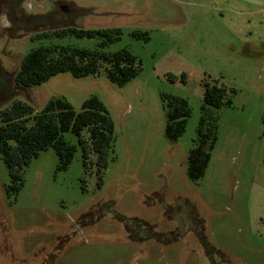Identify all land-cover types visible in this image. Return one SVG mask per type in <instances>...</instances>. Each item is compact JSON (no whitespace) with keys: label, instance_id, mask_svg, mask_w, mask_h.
<instances>
[{"label":"rangeland","instance_id":"1","mask_svg":"<svg viewBox=\"0 0 264 264\" xmlns=\"http://www.w3.org/2000/svg\"><path fill=\"white\" fill-rule=\"evenodd\" d=\"M25 5H56L60 15L0 40V108L19 99L40 110L62 97L78 111L96 95L113 131L100 173L93 154L85 171L76 136L65 132L76 145L68 166L58 168L50 146L24 166L23 186L10 195L0 154V264H264V0ZM68 27L120 28V38L101 49L127 48L138 73L119 85L100 64L84 76L61 71L18 85L20 60L38 45L98 46L97 37L56 35ZM204 80L226 87L222 106L203 99ZM165 94L185 98L190 109L175 141L165 134ZM198 129L210 157L194 181L187 155Z\"/></svg>","mask_w":264,"mask_h":264},{"label":"trees","instance_id":"2","mask_svg":"<svg viewBox=\"0 0 264 264\" xmlns=\"http://www.w3.org/2000/svg\"><path fill=\"white\" fill-rule=\"evenodd\" d=\"M120 28H62L56 35H74L78 38L97 37L98 46L94 49L74 45L41 44L30 49L20 60L14 80L21 86H32L48 80L52 75L69 71L80 77L95 73L104 64L108 78L121 85L134 77L140 69L139 61L130 50L121 48L105 52L101 48L120 38ZM135 38L147 40L146 33L131 32ZM45 34L44 37H48ZM101 64V65H100ZM172 80L173 76L168 77ZM203 99L213 107L224 103L226 87L222 84L203 81ZM166 99L165 134L177 140L184 130L190 114L188 102L176 95H164ZM84 131L87 135H84ZM113 120L96 95H91L81 103L76 111L71 103L62 97L49 99L40 110L24 101L16 99L0 108V154L5 163L10 183L7 194H13L23 186V168L40 151L53 147L58 157V168L65 169L76 150V145L64 138L65 132L76 136L82 151L85 171L89 169L88 159L94 155L97 173L107 165V156L112 139ZM197 144L187 155V175L197 181L203 173L210 157L209 149H204L207 134L198 129ZM212 143L209 144L211 148Z\"/></svg>","mask_w":264,"mask_h":264},{"label":"flooded vegetation","instance_id":"3","mask_svg":"<svg viewBox=\"0 0 264 264\" xmlns=\"http://www.w3.org/2000/svg\"><path fill=\"white\" fill-rule=\"evenodd\" d=\"M24 1L0 0V40L9 38L14 31L18 34H24L33 26L58 22L60 12L53 8L56 5L45 11L42 9L34 10L28 5L24 7ZM69 14V17L72 18V14Z\"/></svg>","mask_w":264,"mask_h":264}]
</instances>
